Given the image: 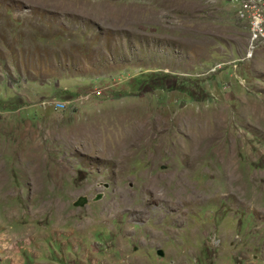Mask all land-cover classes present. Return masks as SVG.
Wrapping results in <instances>:
<instances>
[{
	"label": "rangeland",
	"instance_id": "1",
	"mask_svg": "<svg viewBox=\"0 0 264 264\" xmlns=\"http://www.w3.org/2000/svg\"><path fill=\"white\" fill-rule=\"evenodd\" d=\"M253 18L264 0H0V264H264Z\"/></svg>",
	"mask_w": 264,
	"mask_h": 264
},
{
	"label": "built area",
	"instance_id": "2",
	"mask_svg": "<svg viewBox=\"0 0 264 264\" xmlns=\"http://www.w3.org/2000/svg\"><path fill=\"white\" fill-rule=\"evenodd\" d=\"M262 21L263 19L253 18L251 35L249 36L251 42L264 39V22L261 23Z\"/></svg>",
	"mask_w": 264,
	"mask_h": 264
},
{
	"label": "bare ground",
	"instance_id": "3",
	"mask_svg": "<svg viewBox=\"0 0 264 264\" xmlns=\"http://www.w3.org/2000/svg\"><path fill=\"white\" fill-rule=\"evenodd\" d=\"M144 124V123H143ZM97 126V124H95L94 125V128H97L96 127ZM82 128H84L83 126H81ZM90 127V126H89ZM82 128H80L79 130H77V131H74V133L73 134H75V136H78L79 134H84L83 133V129ZM94 128H92L93 130H96V129H94ZM138 128V127H137ZM84 129H87V126L84 128ZM140 129V130H139ZM88 130V129H87ZM138 130H139V132L140 131H144V128H138ZM85 132H86V134H84L83 136H87V138H88V144L90 143H92V144H97V141H98V139H97V135L95 134V132H93V133H90L89 134V132H90V130L89 131H86V130H84ZM136 132L133 130V132H131V135H133V136H135L136 138H139V136H143V134H139V135H137V133L135 134ZM215 133V132H214ZM79 136H81V135H79Z\"/></svg>",
	"mask_w": 264,
	"mask_h": 264
},
{
	"label": "water",
	"instance_id": "4",
	"mask_svg": "<svg viewBox=\"0 0 264 264\" xmlns=\"http://www.w3.org/2000/svg\"><path fill=\"white\" fill-rule=\"evenodd\" d=\"M81 201V200H80Z\"/></svg>",
	"mask_w": 264,
	"mask_h": 264
}]
</instances>
